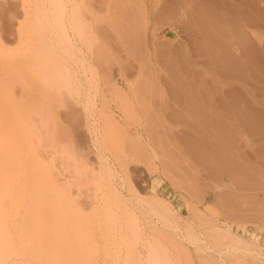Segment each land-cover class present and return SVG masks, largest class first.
<instances>
[{
    "label": "rangeland",
    "instance_id": "1",
    "mask_svg": "<svg viewBox=\"0 0 264 264\" xmlns=\"http://www.w3.org/2000/svg\"><path fill=\"white\" fill-rule=\"evenodd\" d=\"M238 90L264 0H0V134L39 158L0 143V264H264V214L217 207Z\"/></svg>",
    "mask_w": 264,
    "mask_h": 264
},
{
    "label": "crops",
    "instance_id": "2",
    "mask_svg": "<svg viewBox=\"0 0 264 264\" xmlns=\"http://www.w3.org/2000/svg\"><path fill=\"white\" fill-rule=\"evenodd\" d=\"M252 98L247 92L238 90L233 92L232 101L215 109L220 117L216 119V133L221 137L233 136L229 140L231 149L225 138L221 143L225 159L228 156L233 160L231 165L220 167L232 187L231 192L221 195L217 203L224 215H233L234 208L249 216L264 214V103L255 104ZM230 150L232 155L225 154Z\"/></svg>",
    "mask_w": 264,
    "mask_h": 264
},
{
    "label": "bare ground",
    "instance_id": "3",
    "mask_svg": "<svg viewBox=\"0 0 264 264\" xmlns=\"http://www.w3.org/2000/svg\"><path fill=\"white\" fill-rule=\"evenodd\" d=\"M17 135H19V134H17ZM17 135L15 133H13V132L11 133V131L10 132L8 131V132H6V133H4L2 135L0 134V143H4L5 145H7V147L9 148V150L11 152L14 149V151L18 154V157H17L16 161L12 162V160H11V163H8V164H10L9 172L12 175V177H17V176L21 177V176L24 175V176H26V178H29L30 169H32V167L36 168L39 165V158L38 157H37L38 159L36 158V163L35 162L33 163V162L29 161V160L26 163L25 162L23 163V161H21L22 157L20 156V158H19V155L21 154L20 150H21V147L23 145H25L26 143H25L24 140L21 139L23 137L19 138ZM9 150H8L7 153H9ZM1 164H3V163H1ZM48 174L49 173H46V175H48ZM49 177H51V176H48V179H49ZM111 192L112 193H111L110 197L113 200V202L119 201V196H118L117 192L114 191V190H112ZM44 193H45V191H44ZM53 201L54 200H52V202ZM45 205H47V202H45V203L43 202L42 205L38 208V211H39L38 213H39L40 216L44 215V213H45ZM151 262H153V261H151Z\"/></svg>",
    "mask_w": 264,
    "mask_h": 264
}]
</instances>
